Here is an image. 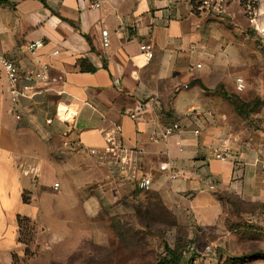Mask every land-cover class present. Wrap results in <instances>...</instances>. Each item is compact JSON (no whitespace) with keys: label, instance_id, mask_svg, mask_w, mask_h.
<instances>
[{"label":"crops","instance_id":"0c3cea01","mask_svg":"<svg viewBox=\"0 0 264 264\" xmlns=\"http://www.w3.org/2000/svg\"><path fill=\"white\" fill-rule=\"evenodd\" d=\"M208 7L207 0H0V54L26 78L45 67L49 74L46 84L23 79L37 91L16 106L0 76V264L25 254L18 216L31 220L35 249H51L62 263L68 256L59 248L75 232L101 245L97 232L134 222L154 201L198 229L219 219L221 194L264 198V118L255 112L264 103L261 68L245 31ZM39 40L44 46L29 52ZM145 42L150 61L139 49ZM237 77L259 88L238 92ZM235 104L251 108L241 114ZM169 123L182 130L153 139ZM117 127L124 146L139 151L149 191L92 153ZM225 147L234 162L209 159ZM162 162L178 177L160 171Z\"/></svg>","mask_w":264,"mask_h":264},{"label":"rangeland","instance_id":"374dc122","mask_svg":"<svg viewBox=\"0 0 264 264\" xmlns=\"http://www.w3.org/2000/svg\"><path fill=\"white\" fill-rule=\"evenodd\" d=\"M207 1L208 9L231 18L226 26L245 31L251 59L262 70L258 78L264 82V0ZM259 85H246L244 91H255ZM255 112L264 118V103ZM250 193L248 198L219 195L223 205L219 219L198 229L182 224L154 201L137 212L134 222L131 217L128 222L120 221L119 230L97 232L101 245L90 246L87 232H75L67 246L59 248L68 256L62 263L53 260L51 249H35V228L32 222L25 223L22 240L29 251L22 257L15 255L13 264H159L170 250L180 256L181 264H264V198Z\"/></svg>","mask_w":264,"mask_h":264},{"label":"built area","instance_id":"2783aa9c","mask_svg":"<svg viewBox=\"0 0 264 264\" xmlns=\"http://www.w3.org/2000/svg\"><path fill=\"white\" fill-rule=\"evenodd\" d=\"M92 8H99L100 3L98 1H93L91 4ZM109 33L107 30L102 31L103 44L105 46L109 45ZM44 46L42 40L28 44L27 50L31 53L39 50ZM141 54H143L148 61L153 58V47L150 42H145L139 47ZM58 51H55L54 54H58ZM201 67L200 64L197 65V68ZM0 76H4L8 85V94L10 100L14 106L19 105L20 102L24 99L32 98L37 91V87L28 83H22L23 79L25 80H34L42 84L49 82V74L47 68H43L39 72L31 73L29 77H25L22 74L19 66L10 58L0 54ZM236 91L243 92L246 89V83L243 77H237L235 79ZM195 112L194 110L190 111ZM132 118H136L137 115L134 113L131 115ZM47 123H51V120H47ZM182 130V126L179 123H169L165 124L163 131L161 133L153 134V139L156 141L167 139L168 137L176 134ZM196 135L200 134V130L196 129L194 131ZM92 153L98 155L99 159L108 163L110 168L113 170L114 174L117 177L122 179L129 180L131 182H137V186L142 191H149L151 189L152 180L148 176H141L138 172V155L139 151L134 149H128L124 146L121 130L117 127L116 132L109 134L106 137V146L103 148L101 153H98L95 150H92ZM210 160H218L221 162H234V156L231 153L229 147L212 150L210 153ZM159 170L162 172H168L170 179H175L178 177L177 171H173L169 163L162 162L159 164ZM58 187V184H55V188ZM213 190V186L210 187Z\"/></svg>","mask_w":264,"mask_h":264},{"label":"trees","instance_id":"16d2710c","mask_svg":"<svg viewBox=\"0 0 264 264\" xmlns=\"http://www.w3.org/2000/svg\"><path fill=\"white\" fill-rule=\"evenodd\" d=\"M94 70H95L94 68H91V71H94ZM258 104L259 103H256V106ZM235 105L237 107V110L241 114L243 113V108L245 107L251 108L250 104H243V105L235 104ZM24 201L28 202V198L26 196H24ZM25 223H31V220L26 217L18 216V225H19V233H20L19 241L26 245L25 254H28L29 245L22 240ZM181 263L182 262H181L180 256H178L174 250H170L168 253V256H166L159 264H181Z\"/></svg>","mask_w":264,"mask_h":264}]
</instances>
